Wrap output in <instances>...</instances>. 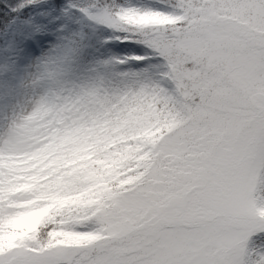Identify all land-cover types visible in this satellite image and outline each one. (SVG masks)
I'll list each match as a JSON object with an SVG mask.
<instances>
[{"label": "snow or ice", "instance_id": "obj_1", "mask_svg": "<svg viewBox=\"0 0 264 264\" xmlns=\"http://www.w3.org/2000/svg\"><path fill=\"white\" fill-rule=\"evenodd\" d=\"M46 4L0 0V264H264V0Z\"/></svg>", "mask_w": 264, "mask_h": 264}, {"label": "rangeland", "instance_id": "obj_2", "mask_svg": "<svg viewBox=\"0 0 264 264\" xmlns=\"http://www.w3.org/2000/svg\"><path fill=\"white\" fill-rule=\"evenodd\" d=\"M75 2L80 3V4H84L87 2V0H75ZM133 2L134 3L135 2H144V0H133ZM53 3H54V0H48V4L34 8L31 12H29V16L32 17L33 19H39L41 16H45V15H49V14L58 15L60 13L61 9L57 8V9L53 10ZM25 11H28V10L25 9ZM73 11H75V10H73ZM16 15H19V13H16ZM77 16H79L78 13H77ZM81 24L83 25L84 28L90 30V26L88 25L87 21H81ZM133 50L134 49H126L125 51H133Z\"/></svg>", "mask_w": 264, "mask_h": 264}]
</instances>
